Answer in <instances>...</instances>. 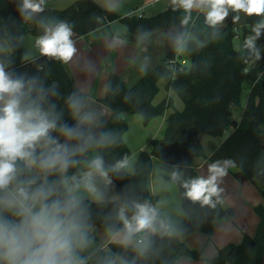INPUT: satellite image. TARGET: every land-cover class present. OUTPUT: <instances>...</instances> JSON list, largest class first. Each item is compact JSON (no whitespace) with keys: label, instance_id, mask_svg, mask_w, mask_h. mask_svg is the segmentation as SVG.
I'll use <instances>...</instances> for the list:
<instances>
[{"label":"trees","instance_id":"1","mask_svg":"<svg viewBox=\"0 0 264 264\" xmlns=\"http://www.w3.org/2000/svg\"><path fill=\"white\" fill-rule=\"evenodd\" d=\"M39 3V0L36 1ZM23 2L0 0V41H7L11 53L1 57V66L12 80L24 84L21 107L39 109L46 114L55 127L49 130L48 138H41L32 151L38 174L19 175L5 189H0V218L19 222L14 213L20 206H9L1 201L6 189L19 192L23 189L29 199H20L31 208L36 201L51 204L59 200L62 204L73 200L63 181L69 177L77 184L76 173L87 153L95 149L102 160V174L117 190L119 197L113 201H74L71 213L77 224L93 223L96 227L118 232L125 229L124 219L132 221L136 205H148L155 209L152 227L144 229L150 234L147 247L127 243L111 242L104 249L96 250L85 264H111L117 258L128 264H178L181 257L200 260L203 251L190 249L183 241L194 232L208 236L213 234L216 221L233 220L235 212L224 209V199L213 197V205H204L185 196L184 183L199 177L192 167L195 157H206L199 139L201 134L223 138L231 128V134L220 146L212 145L210 162L231 161L226 170L245 180L264 186V143L261 127L264 125V65L246 70V62L254 54L235 46L237 31L234 29L237 12L231 10L226 27L216 32L215 27L205 21L207 9L186 13L169 0L166 10L150 17L131 15L122 18L112 11L102 9L94 0H77L64 10L50 9L43 5L42 12H21ZM175 9V10H174ZM34 19L35 25L26 28L25 23ZM121 20L129 36L161 29L184 27L191 37L186 41L184 53L190 66L171 64L175 47L167 53L159 65L150 70L135 85L127 86L123 78L110 71L105 96L99 102L112 114L108 119L99 116L100 128L93 133L91 128L79 121L77 112L88 99V94L79 90L61 60L42 55L33 59L24 56L22 36L29 32L43 36L46 29L66 23L75 38L86 36L101 27ZM264 20L262 16H248L246 25L255 26ZM41 23L40 26L37 24ZM244 33H248L246 26ZM257 48L264 42L258 38ZM166 81V90L174 91L184 103L182 111L174 108V101L166 97L160 104L153 100L159 94V81ZM248 82L251 90L240 119L235 120L233 109L241 108L243 84ZM2 106V105H0ZM174 112L167 118V128L162 139L151 141L152 150L142 151L132 174L119 173L116 165L132 155L124 141L129 129L127 116L141 115L144 122L163 116L169 109ZM69 129L71 131H69ZM65 135L81 150L66 152L58 143ZM42 140L52 144V150L45 149ZM50 157H58L54 166L46 163ZM207 158V157H206ZM161 162L164 179L177 184L185 217L178 224L177 235H172L165 216L155 208L158 197L150 193L148 179L153 170V160ZM106 173V175L104 174ZM175 174V176H174ZM264 199V187L260 189ZM47 193V198L37 195ZM259 224L254 236L244 233L238 244H229L220 249L217 257L207 259L209 264H262L264 258V204L255 207ZM123 212L124 219L121 218ZM0 264L6 262L0 261Z\"/></svg>","mask_w":264,"mask_h":264},{"label":"clouds","instance_id":"2","mask_svg":"<svg viewBox=\"0 0 264 264\" xmlns=\"http://www.w3.org/2000/svg\"><path fill=\"white\" fill-rule=\"evenodd\" d=\"M43 2L44 0H39V3L35 0H23L21 12H42ZM173 4L186 13H191L193 8H206L205 21L212 27L226 19L229 9L234 12L242 11L248 16L264 15V0H173ZM262 29L264 20L255 25L254 35L245 40V47L257 60L261 57L256 40L261 37ZM72 35L69 25L62 22L52 29H46L45 34L37 40V45L42 55L67 63L76 52ZM23 88L22 80L10 79L3 66H0V189H5L13 180L15 161L31 156L32 151L29 150H34L41 138H48L49 130L55 127L54 122L49 121L39 109L21 107ZM57 160L58 157H50L46 163L54 166ZM230 163L229 160L213 161L208 165L209 174L206 178L199 176L184 183L185 196L194 202L215 206L212 198L219 197L221 191L218 179L227 174L225 165ZM93 166L103 171L101 160L93 161ZM37 195L47 198V193L38 192L32 199L35 200ZM20 196L24 200L29 199L28 193L23 189H20ZM74 207L73 200L63 204L56 200L33 211L21 202L19 211L14 213L20 217L19 222L0 218V261L6 264H73L72 233L78 227L77 217L62 216L61 213H71ZM136 209L131 222L124 219L121 212L129 234L151 228L156 216L155 209L146 204H138Z\"/></svg>","mask_w":264,"mask_h":264},{"label":"rangeland","instance_id":"3","mask_svg":"<svg viewBox=\"0 0 264 264\" xmlns=\"http://www.w3.org/2000/svg\"><path fill=\"white\" fill-rule=\"evenodd\" d=\"M13 1L23 2V0H13ZM36 1L37 0H35V2ZM76 1L77 0H44L42 5L50 9L64 10L70 7ZM94 1L102 9L107 11H112L117 15H120L122 18L131 16L132 13L136 12L137 9L138 10L144 9V14L146 17H150L167 9L166 0H161L159 2H156V0H94ZM193 10L199 11L200 9L193 8ZM230 12L231 9H229V14ZM228 16L221 24L215 26L216 32L219 33L224 30L228 22ZM237 17L238 19L235 20L234 29L238 33L237 34L238 38L235 39L234 43L236 48H238L241 51H244L245 48L244 41L246 39L243 40V37L244 35L245 38L254 35L253 28L255 26L246 25L247 15L244 12L242 11L237 12ZM40 24L41 23H38L37 25L40 26ZM34 25H35L34 19H31L30 21L25 23L26 28L33 27ZM245 26L248 30L247 34L244 33L243 31ZM183 30H185L184 27L170 28L168 30L161 29L148 33L138 34L135 35L136 36L135 37V36H129L127 34L128 29L123 21L121 20L114 21L111 23L110 26L102 27L99 30V35L89 37L87 40L74 42V47L76 48V52L74 56L78 57V62L80 64L77 65L76 71L73 72L74 73L73 75L75 79L79 78V81L81 80L82 82H84L83 86L86 89V91H88L89 93L96 92V94H99L101 88H105V89L107 88V75L106 73L102 72V68H100L101 61L107 58L109 59L108 61L110 62L111 65H113L114 68L118 67V69H120L121 65L125 62L126 57L129 54L127 53V51L131 50L130 49L131 47L129 46H134L137 50H139L142 48L141 46L144 43H146L145 40L148 41L147 43L150 42L149 44L151 45V49H149L148 52L144 51L149 57L146 60V62H148L146 63V67H149V64H151L150 67H152L153 63H160L166 51H171L174 47L176 49L175 51L182 49L181 53H179L181 54L179 56V58L181 57L180 58L181 63L190 66V62L185 58L186 55L184 53V47L186 45V41L191 37V35L189 32L186 34V36L180 35V33ZM40 37L42 36H35L29 32H26L22 36L21 38L22 45L23 47H25L24 55L27 59H33L42 56L40 49L37 45V40ZM126 38L130 39L131 42L137 40L138 41L134 45L127 42ZM261 38L264 39V29L261 30ZM258 40L259 39L256 40V44L258 43ZM258 49L261 58L257 60L255 58V55H253L250 59H248V61L246 62L247 71L254 70L261 64L264 65V42L259 45ZM10 53H11V48L7 43V41L5 40L0 41V66H1V57L9 55ZM94 69H97V73L94 72ZM89 70H93V74L89 75L88 73ZM117 74L122 76L123 72L121 73L117 72ZM163 82L164 81H162L160 84L162 89L164 88ZM250 90H251V85L248 82H245L243 84L241 108L233 109V117L235 120L240 119L242 108H244L246 105ZM162 97H163V93L161 90V93L158 95L155 102H157V100H160ZM178 102L183 103L180 100H178ZM137 116H140L139 118H143L141 115H137ZM151 128L152 127H149L148 130H151ZM261 130H262L263 143H264V125L261 127ZM231 132L232 129L230 128L223 136V139H226L231 134ZM139 135L146 137L148 133L146 132V130L141 131L138 127H136V125L133 124L129 129V133H128V137L130 138L129 141L132 147H134L135 145H137V143L140 142L141 138ZM211 139L215 140L216 143L221 141L220 138H214L208 135L203 136L202 141L207 152L210 151L209 141ZM43 145L45 149L49 151L52 150V144L49 141L43 140ZM90 155L94 156L91 159L92 161L91 165H93V161H95L94 158L96 160L97 159L101 160L99 153L95 149L90 150ZM152 171H153L152 172L153 185H155L156 190L159 191V194L157 196L159 198H162L164 197V194L162 193V190L164 189L163 183L167 182V184H169V182L166 181L162 176V170L157 161L154 162ZM37 174L38 173L34 172V176L31 177L35 178ZM226 175L229 178H233L230 177L231 175L228 172ZM76 176H78V173L76 174ZM78 179L79 177L77 178V180ZM231 180H234L233 182L235 184V187L234 190H230V189L225 190V193L228 195L226 198L227 199L226 208H232V210L236 212L237 216L235 215L236 217L233 220H227V221L225 220L224 222L216 221L213 234L210 236L202 232H194L192 237H190V239L188 240L187 246L192 250L203 251L202 258L200 260H192L183 257L180 260V263L186 262V264H209L207 259H214L215 257H217L219 252L218 249L225 248L226 246H228L229 243H235V244L240 243L242 239L241 227L244 223L247 222L250 223L251 225H255V229H256V218L259 217L255 211V207L264 204V199L260 191V189L263 188L264 186L260 183L257 184L251 180H247L244 183H241L236 178ZM71 184L73 186L77 185V184H73L72 182ZM70 186L71 185L69 184V187ZM169 186H174L176 191L177 188L176 184L173 183V185H169ZM169 189L170 191H172L171 187ZM74 195H76V193ZM98 195L93 197H100V199L105 198L106 201L117 200L119 197V194L115 189V187L108 181H105L103 187L102 186L99 187ZM171 200L172 199H169L167 201L163 200V201L166 205H168L170 204ZM252 217L255 218L254 224H252ZM229 234L232 236H236V238H233L231 242L226 244L225 239ZM248 235H250V233ZM254 235L255 234H251L250 236H254ZM140 237L145 239V241L142 245L139 244V246L147 247L149 241H147L146 239L149 238L150 236L148 232H144V231H139L129 234L128 231L123 230L118 235L117 241L115 242L124 241L128 244L137 245V240ZM75 259L76 261L73 260V264H77L81 258H79L78 256Z\"/></svg>","mask_w":264,"mask_h":264},{"label":"crops","instance_id":"4","mask_svg":"<svg viewBox=\"0 0 264 264\" xmlns=\"http://www.w3.org/2000/svg\"><path fill=\"white\" fill-rule=\"evenodd\" d=\"M159 1H161V0H158V1L156 0V2H159ZM166 1H167V7H168L169 6V0H166ZM202 10L203 9H200L199 11H195V10H193V11L196 13H199ZM138 14H142V16L143 15L145 16L144 9L143 10L137 9L136 12L132 13V15H138ZM110 25H111V23L107 26H110ZM54 27L55 26L50 27L49 29H52ZM101 28H99L98 30H96V31H94V32H92L86 36L80 37V38H75V35L72 32L73 35H72L71 39L73 40V42L81 41V40H87L89 37L99 35V30ZM176 28H182V27H176ZM166 30H168V29H166ZM186 34H187V32L185 30H183L180 33V35H185V36H186ZM245 39L246 38L244 35L243 40H245ZM126 41L135 45L138 40L131 42L130 39L126 38ZM145 42L146 43H144L141 46L142 48L139 50H137L134 46H129V47H131L130 48L131 50L127 51V53H129V54L126 57L125 62L121 65L120 69H118V67L114 68L113 65H111L110 62L108 61L109 59H107V58L104 59L103 61H101L100 68H102V72L106 73L107 78H108V74L110 71H113L116 74H117V72L118 73L123 72L121 77L123 78L126 85L127 86L135 85L150 70L154 69L155 67H157L159 65V63H153L152 67H150L151 64H149V67H146V63H148V62H146V60L149 58L148 55L146 54V52H148V50L151 49V45L149 44L150 42L147 43L148 42L147 40H145ZM244 43H245V41H244ZM23 48L25 49V47H23ZM144 51H146V52H144ZM167 53H169V51H166V53L163 57H165L167 55ZM163 57H162V59H163ZM64 64L66 65L69 73L71 74L76 87L79 90L88 94L87 101L79 109L76 117L79 121H81L82 123L89 126L93 133H96L100 128V123H99V119H98L99 116L104 117L105 119H108L112 114V112L109 109H107L105 106H103L99 102V100L105 96L106 89L101 88L99 94H96V92L95 93L94 92L89 93L88 91H86V89L83 86L84 82H82L81 80L79 81V78L75 79L73 72L76 71L77 65L80 64L78 62L77 56L73 55L71 60L68 61L67 63H64ZM80 68H81V66H80ZM94 72L97 73V69H94ZM88 73H89V75L93 74V70H89ZM162 81H164L163 82V84H164L163 89L160 86ZM165 87H166V81L164 79L160 80L159 81V89H160L159 94L161 93V90H162L163 97L160 100H157V102H155L158 95H159L158 94L155 97V99L153 100V104L158 105L166 97H170L174 101V108L176 110L182 111L184 109V103L178 102V100L181 101V99L177 96V94L172 90L167 91ZM173 112H174V109L171 108V109L167 110L165 115L158 116V117L152 119L148 123L144 122V118H139L140 116H137V115L127 116L128 121H129V129L134 124L141 131L146 130L148 135L146 137H144V136H140L141 135L140 134L139 135L141 138L140 142L137 143V145H135L134 147H132V145L129 141L130 138L128 137L129 129L124 134V141L126 142L128 147L131 149V151L132 150H134V151H132V155L128 159H126V160H124V161H122L116 165V170L119 173L132 174L134 172L135 163L137 161L138 155L142 151L150 152L152 150L151 141L153 139H162L163 138L164 133H165L166 128H167V118ZM149 127H152L151 130H148ZM203 136H205V135L201 134L199 136V139H200L202 145H203V141H202ZM222 139L223 138H220L221 141H219L218 143H216L215 140L211 139L209 141V143H210V151L209 152L206 151V149L203 145L207 158L206 157H195L193 159L192 167L198 172L199 176H203L205 178L208 176V174H209L208 173V165L212 163L208 159L212 155V148L211 147H212V145L220 146L222 144V142L225 140V139H223V140ZM58 143L66 152H71L73 150H81V148L77 144H75L71 139H69L65 135H62L58 139ZM42 144H43V140H42ZM92 157H94V156L90 155V150H89L85 160L78 167V172H77L78 176H76V179L79 177V179H78L79 183L76 186H73L71 184V179L69 177L65 178L63 181V184L67 188V190L70 192L72 199L76 202L81 201L85 198L88 200H94V201H103V200L106 201L105 198L100 199V197H93V196L98 195L99 187L100 186L103 187L105 181H107V180L103 177L102 172L100 170H97L93 165H91L92 164V161H91ZM94 160H96V159L94 158ZM155 161H157L159 163L160 168H161V162L158 159L153 160V166H154ZM15 169H16V171L14 173V178L19 176V175H22V174H29L30 176H34V172L38 173L37 169H36L35 161L32 158V156L26 157L24 159L18 158L15 161ZM227 172L231 175L230 177H233V178H229L227 175L219 178L218 179V186L221 189L220 194L223 196V199H224V204H223L224 209H232V208H226L227 207V205H226L227 199L226 198L228 195L225 193V190L226 189L227 190L228 189L234 190V187H235V184L233 182L234 180H231V179L236 178L241 183H244L247 180L241 179L229 171H227ZM163 174H164V172L162 171V176H163ZM81 179H82V182H81ZM166 181H168V180H166ZM168 182H169V184H167V182L163 183L164 189L162 190V193L164 194V197H162V198H159L157 196L159 194V191H157L156 186L153 185L152 173L148 179V186H149L150 193L152 195L158 197V202L155 204V208L158 209L159 211H161L163 213V215L165 216L171 234L177 235L178 224L181 221H183L185 214H184V211H183L182 205H181V197H180L179 187L174 182H171V181H168ZM173 183L176 184V187H177L176 191H175L174 186H169V185H173ZM69 184L71 185L70 187H69ZM89 185H90V187H88ZM170 187H171L173 193H172V191H170V189H169ZM75 193H76V195H74ZM169 199H172V200H171L170 204L166 205L163 200L167 201ZM1 201L5 204L9 205V206H20V203L23 202L20 199L19 192L14 191V190H10V189H6L2 193ZM23 204L25 205L24 202H23ZM41 206H42V204L39 201H36L35 204L31 207V209L33 211H38ZM235 215H236V212H235ZM235 215H234V218L237 216V215L236 216ZM254 221H255V218L252 217V224H254ZM259 221H260L259 218H256V229H255V225H251L250 223H247V222L244 223L241 227L242 238H243L244 233H247V234L250 233V235L255 234L256 233L255 230L257 231ZM221 222H224V221H221ZM77 225H78L77 229L72 233V240H73L72 260L76 261L75 258H77L79 256V258H81L79 260V262L87 260L96 250L104 249L107 247V245L109 243L117 241L118 235L121 233V231L125 230V229H122L118 232L108 231V230H104V229H100V228L96 227L91 222L84 223V224H77ZM141 231L147 232L145 230H141ZM253 232H255V233H253ZM193 234H191L190 236H188L186 238H182V241L187 245L188 240L190 239V237H192ZM139 236H140V234H139ZM149 236H150V234H149ZM233 238H236V236H232L230 234L227 235V238L225 239L226 244L231 242L233 240ZM147 239H149V238H147ZM118 242L119 243H126L124 241H118ZM229 244H235V243H229ZM132 245H135V244H132ZM137 245H139L138 240H137ZM219 250L220 249H218V251ZM182 258L183 257H181L179 259L178 264H186V262L180 263V260ZM111 264H128V263L125 262L121 258H117ZM262 264H264V258H263Z\"/></svg>","mask_w":264,"mask_h":264},{"label":"built area","instance_id":"5","mask_svg":"<svg viewBox=\"0 0 264 264\" xmlns=\"http://www.w3.org/2000/svg\"><path fill=\"white\" fill-rule=\"evenodd\" d=\"M158 1V0H157ZM139 13V12H138ZM138 16H142V14H138ZM237 38H238V36H237ZM236 38V39H237ZM181 51H182V49H179L178 51H176L175 52V56H174V58L170 61V63L171 64H174V63H177V61L179 60V56L181 55V54H179V53H181ZM146 240H148L149 241V239H146ZM144 241H145V239H143L142 237H140L139 239H138V243L140 244V245H142L143 243H144ZM77 264H85V262L84 261H81V262H78Z\"/></svg>","mask_w":264,"mask_h":264}]
</instances>
